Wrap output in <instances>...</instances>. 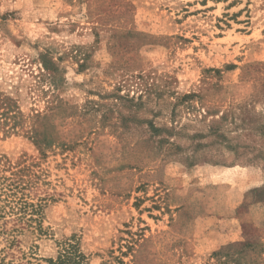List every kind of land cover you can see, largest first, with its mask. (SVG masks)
<instances>
[{"label": "rangeland", "instance_id": "374dc122", "mask_svg": "<svg viewBox=\"0 0 264 264\" xmlns=\"http://www.w3.org/2000/svg\"><path fill=\"white\" fill-rule=\"evenodd\" d=\"M4 178L0 264H264V0H0Z\"/></svg>", "mask_w": 264, "mask_h": 264}, {"label": "trees", "instance_id": "16d2710c", "mask_svg": "<svg viewBox=\"0 0 264 264\" xmlns=\"http://www.w3.org/2000/svg\"><path fill=\"white\" fill-rule=\"evenodd\" d=\"M3 180H4L3 183H6V184L5 185L2 184V186L0 187V192H1L0 195L6 196L4 200H2L3 202H6V204L3 206H0V213L4 211L2 214H0V218L5 216L7 206H9V208L11 209L10 213L14 212L15 208L18 207L17 205L19 204L20 198L18 201H16L15 199L16 197H18L17 196L18 193L22 192V190L24 189V187L21 186L20 180H15V179L9 180L7 178H4ZM27 206H28V203H25L24 206L20 208L24 209ZM19 211H22V210H19ZM15 213L17 214V212ZM7 222L8 221L6 220L0 228V234L6 235V238H9L10 236H14L22 231L21 229L15 228V227L7 228ZM58 246H59V249L57 251L58 254L56 257V262L58 264H80L81 261H83V258L85 256L81 254L80 252H77L74 244L71 242L70 239L60 242Z\"/></svg>", "mask_w": 264, "mask_h": 264}, {"label": "crops", "instance_id": "0c3cea01", "mask_svg": "<svg viewBox=\"0 0 264 264\" xmlns=\"http://www.w3.org/2000/svg\"><path fill=\"white\" fill-rule=\"evenodd\" d=\"M235 165H229V166H224V168L225 169H227V170H229V172H225V173H227V174H230V173H233L235 170ZM246 183V185L248 184V182H245ZM242 200H243V198H242ZM241 200V201H242ZM240 201V202H241ZM231 203H232V201H231ZM236 206V202H235V200L233 201V208Z\"/></svg>", "mask_w": 264, "mask_h": 264}]
</instances>
